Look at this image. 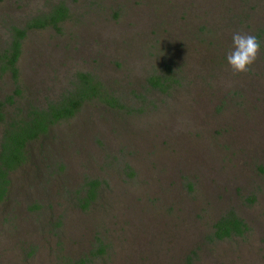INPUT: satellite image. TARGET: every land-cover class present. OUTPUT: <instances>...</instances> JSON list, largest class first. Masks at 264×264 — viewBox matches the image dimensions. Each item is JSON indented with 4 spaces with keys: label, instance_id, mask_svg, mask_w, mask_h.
<instances>
[{
    "label": "rangeland",
    "instance_id": "obj_1",
    "mask_svg": "<svg viewBox=\"0 0 264 264\" xmlns=\"http://www.w3.org/2000/svg\"><path fill=\"white\" fill-rule=\"evenodd\" d=\"M56 1L0 0V46ZM63 1L60 30L22 40L15 98L45 104L82 70L121 105L86 100L29 142L0 201V264H264V0ZM238 32L261 42L245 73L227 63ZM13 88L1 74L0 98ZM227 209L247 229L214 238Z\"/></svg>",
    "mask_w": 264,
    "mask_h": 264
},
{
    "label": "trees",
    "instance_id": "obj_2",
    "mask_svg": "<svg viewBox=\"0 0 264 264\" xmlns=\"http://www.w3.org/2000/svg\"><path fill=\"white\" fill-rule=\"evenodd\" d=\"M69 15V7L63 0L53 2L47 10L29 16L23 25H11L9 39L0 46V75L9 73L14 81L12 92L0 98V123L3 124L0 136V201L8 194L9 173L28 161L29 142L46 134L55 123L72 117L86 100L97 98L112 105H121L118 99L107 94L105 86L95 75L82 70L75 73L69 88H64L57 97L48 99L45 104L30 101L22 103L15 98L20 95L16 81L22 39L31 29L50 26L60 30V23ZM166 80L167 77L161 73L148 77L150 84L160 89L169 85ZM258 169L264 173V162ZM99 183L97 178H89L79 186L78 190L83 192L80 200L84 207L98 197ZM246 229L245 221L233 209H227L213 222L212 236L221 239L242 234ZM97 251L102 252L103 247ZM67 264H84V259Z\"/></svg>",
    "mask_w": 264,
    "mask_h": 264
},
{
    "label": "clouds",
    "instance_id": "obj_3",
    "mask_svg": "<svg viewBox=\"0 0 264 264\" xmlns=\"http://www.w3.org/2000/svg\"><path fill=\"white\" fill-rule=\"evenodd\" d=\"M233 50L227 55V63L235 73L248 72L259 59L261 42L255 35L234 33L232 35Z\"/></svg>",
    "mask_w": 264,
    "mask_h": 264
},
{
    "label": "flooded vegetation",
    "instance_id": "obj_4",
    "mask_svg": "<svg viewBox=\"0 0 264 264\" xmlns=\"http://www.w3.org/2000/svg\"><path fill=\"white\" fill-rule=\"evenodd\" d=\"M23 39H24V38H23ZM23 39H22V40H23ZM21 47H22V45H21ZM18 59H19V58H18ZM17 61H18V60H17ZM17 66H18V65H17Z\"/></svg>",
    "mask_w": 264,
    "mask_h": 264
}]
</instances>
